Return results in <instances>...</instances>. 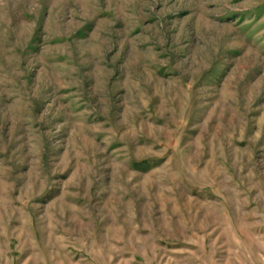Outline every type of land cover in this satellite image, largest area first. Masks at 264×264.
<instances>
[{"label":"rangeland","instance_id":"rangeland-1","mask_svg":"<svg viewBox=\"0 0 264 264\" xmlns=\"http://www.w3.org/2000/svg\"><path fill=\"white\" fill-rule=\"evenodd\" d=\"M0 264H264V0H0Z\"/></svg>","mask_w":264,"mask_h":264}]
</instances>
